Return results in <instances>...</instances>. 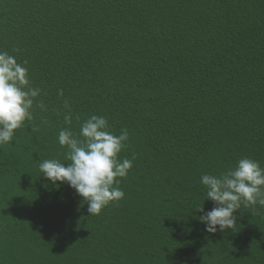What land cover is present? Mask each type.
<instances>
[{
  "label": "trees",
  "instance_id": "1",
  "mask_svg": "<svg viewBox=\"0 0 264 264\" xmlns=\"http://www.w3.org/2000/svg\"><path fill=\"white\" fill-rule=\"evenodd\" d=\"M0 51L48 108L0 147V264H264V207L216 233L196 209L214 206L203 174L264 167V0H0ZM92 115L135 156L99 215L39 170Z\"/></svg>",
  "mask_w": 264,
  "mask_h": 264
},
{
  "label": "clouds",
  "instance_id": "2",
  "mask_svg": "<svg viewBox=\"0 0 264 264\" xmlns=\"http://www.w3.org/2000/svg\"><path fill=\"white\" fill-rule=\"evenodd\" d=\"M27 64L26 59L18 62L7 51H0V147L11 143L15 131L26 121L34 120V105L41 111H48L43 100L37 99L43 89L31 86ZM58 95L64 96L63 89L58 90ZM64 108V122L71 125V106L66 99ZM37 127L33 124L32 130ZM57 139L61 147L68 149L66 159L70 162L66 164L55 158L40 161L39 170L44 177L53 184L67 183L83 197L90 215H99L110 203L124 198L119 178L127 177L135 159V156L132 160L119 158L129 140L126 128L116 135L109 131L106 117L92 115L81 123L78 134L70 127L62 128ZM200 183L207 190L206 199L214 205L208 211L203 206L196 208L202 213L199 220L208 233L235 230V213L242 205L264 207V167L250 157L239 159L234 168L219 175L203 174Z\"/></svg>",
  "mask_w": 264,
  "mask_h": 264
}]
</instances>
